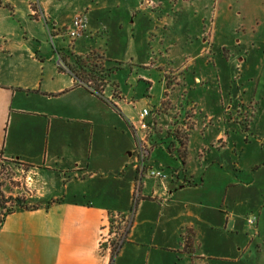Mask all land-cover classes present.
<instances>
[{"label":"crops","instance_id":"crops-1","mask_svg":"<svg viewBox=\"0 0 264 264\" xmlns=\"http://www.w3.org/2000/svg\"><path fill=\"white\" fill-rule=\"evenodd\" d=\"M54 1L0 0V170L24 166L33 187L29 208L0 222V264H264V207L239 210L234 195L252 185L238 181L237 162L264 111L255 98L264 87V0L142 2L145 35L160 44L146 39L143 49L134 33L139 7L70 0L74 15L59 19ZM78 15L86 27L68 43L62 29ZM181 31L186 39L177 42ZM122 46L125 56L114 52ZM167 48L178 59L158 55ZM91 49L105 52V69L117 65L101 94L69 70ZM169 69L182 73L181 88L165 96ZM143 108L159 117L145 168L165 179L140 175L120 118L139 119ZM190 108L180 143L168 122ZM132 209L113 252L103 243Z\"/></svg>","mask_w":264,"mask_h":264},{"label":"rangeland","instance_id":"rangeland-1","mask_svg":"<svg viewBox=\"0 0 264 264\" xmlns=\"http://www.w3.org/2000/svg\"><path fill=\"white\" fill-rule=\"evenodd\" d=\"M85 0H78L79 6L81 5V3H83ZM113 1H120L122 3L121 8L125 9V7L127 6V4H133V7H139L138 11V15L137 18L135 20V27H134V33L136 35V45L138 46V48H142V44L145 42V40L147 39L148 44L151 45L152 48H158L160 47V44L158 43L159 38H155L153 37L151 34L153 33H149L147 34V36L145 35V32L150 29V23L149 20H147L146 17H148V12L144 11L140 5V3H146L147 5L150 4L151 0H111ZM55 7L52 9V13L53 16L56 18H64L65 16L70 17L71 15L73 16L75 13V6L73 4L70 3V0H55ZM75 10V11H74ZM62 34L64 36V40L68 43H71V38L68 35V31H66L65 29H62ZM114 38V37H113ZM176 41L177 42H182L184 41V39H186V35L184 34V32H179L177 33L176 36ZM143 40V42H142ZM115 41V39L113 40ZM145 48V44L143 45ZM149 47V45H148ZM137 49V47H136ZM97 52L98 54H104V60L106 59L107 62V57L105 55V52H101V51H96V50H89L88 52H86L85 54H88L90 52ZM116 54H120L121 56H125L127 51L123 50V46L121 48L120 51L116 50L114 51ZM136 53H139V51L137 50ZM114 54V53H113ZM180 53H175L173 52V54H170L169 49H165V51L158 53V55H160L162 57V55L164 56V58L169 59L171 57V55H173L174 57H179ZM93 60V59H91ZM111 63V62H110ZM117 65H113L114 68H116ZM111 69V68H108ZM113 71H115V69L112 68ZM179 69H169L168 72H166L164 74V80H165V85H166V92H165V96L168 95V92H172L174 89H179L180 90V81H177V77L182 76V73L179 72ZM258 73L256 74L257 77ZM112 76V74L109 76V78ZM251 83L256 84V82L250 81ZM261 82L264 83V68L262 69V75H261ZM263 85V84H262ZM260 85L261 87L258 89V95L256 98V101L260 102L263 101V105H264V87ZM101 94V93H100ZM261 94V95H260ZM263 96V97H262ZM262 97V99H260ZM180 99L181 101L184 103V96L181 94L180 95ZM189 102H185V105H188ZM162 106H167L171 107V102L170 100H165L162 104ZM173 108V107H172ZM194 110V108H190V110L187 112V114L184 116V118L179 114V112L175 113L172 117L171 120L168 122L169 123V127H171V130H168L169 132L172 131L176 126L179 127V129L174 130V132L172 133L177 134V136H180L182 139V142L185 140L187 134L189 133V129L192 125L191 120L193 118L189 117L192 116L190 115L191 112ZM150 111V110H149ZM151 119H152V126L149 132H146V142H147V148L149 150L148 144H149V138L151 136L152 133L155 132L156 130V116L153 111L151 112ZM153 113V114H152ZM163 111H161L159 113L162 114ZM263 116H259L258 119L256 120V122L253 125L252 128V134L248 135V141L246 143H250L248 151L246 153H243L242 155V159L238 160V168H239V172L237 173L238 176V181L239 182H246V181H251L252 185L248 188L239 186L237 189H235L234 192H236L234 195L236 196V200H237V205H238V209H242V207H245L246 205L248 206H252V208L255 207H264V148L260 149L258 147V141L262 140L264 141V111H263ZM130 117H133L132 120H129ZM120 118L122 119L129 137H130V141L133 145V157L137 158L138 160V146H139V140L143 137L142 132L137 131V133L134 132V130L132 129V127L129 124V121L134 123L137 126V116L135 112H131L130 115L125 114L124 116H120ZM159 118V117H158ZM161 118H163L165 120L166 117L161 116ZM246 125V124H245ZM185 127V128H183ZM181 128V129H180ZM247 132H243V134L246 135ZM248 134V133H247ZM239 136H242L241 133L239 132ZM240 142L243 143L244 141H242V139H237V143H238V153H240ZM264 143V142H263ZM260 149V150H259ZM179 157V156H178ZM147 162V159L145 160V163ZM145 163H144V175L147 176V172L151 169V168H145ZM140 165V162H139ZM163 172L165 173V171L163 170ZM167 175V174H166ZM21 178V174L19 171H17V165H11V166H7V167H2L1 172H0V186L2 187L3 184L7 185L8 190H6L5 194L0 192V211L2 212H6L7 210L11 209L12 206V210H14L17 207L13 206V200H19V202H24V204L26 203L25 201V194L22 192L21 189L18 190H14V188L17 186L18 187V182H16L18 179ZM139 182L136 183L135 185V198H134V203L135 200L138 197V191H139ZM233 199V198H232ZM247 202V203H246ZM234 203V201L232 202V204ZM245 203V204H244ZM26 205V204H25ZM27 206V205H26ZM134 207V204H133ZM133 210L131 211V213L129 214L128 217H121L122 219V224L120 225H113L111 227V233L109 234L108 237V246L109 248L115 249L117 247V245L121 242L122 237L126 231V228L128 226V224L131 221V217H132V213ZM113 251V250H112Z\"/></svg>","mask_w":264,"mask_h":264},{"label":"built area","instance_id":"built-area-1","mask_svg":"<svg viewBox=\"0 0 264 264\" xmlns=\"http://www.w3.org/2000/svg\"><path fill=\"white\" fill-rule=\"evenodd\" d=\"M85 27L86 25H85L84 18L80 15L76 16L72 20L70 29L68 30L69 37L71 39L78 38L83 33ZM152 124L153 123H152L151 113L149 109L143 108L139 113L137 127L134 128L135 133H137V131L144 133L143 137L139 140V146H138V162H140V175L144 173V163L148 155L146 132L150 131ZM17 171H19L21 174V178L16 181L18 182V187L25 194L24 196H28V197L31 196L33 194L32 176L28 173V170L22 165L17 166ZM147 175L149 177L156 178V179L167 178V175L163 172V170H160V169H150L147 172ZM4 215H5V212L0 211V222ZM103 244L109 245L108 238L104 241Z\"/></svg>","mask_w":264,"mask_h":264},{"label":"trees","instance_id":"trees-1","mask_svg":"<svg viewBox=\"0 0 264 264\" xmlns=\"http://www.w3.org/2000/svg\"><path fill=\"white\" fill-rule=\"evenodd\" d=\"M93 59V60H91ZM75 61V67H69L70 72L84 85L89 86L93 89L94 92H99V87L104 86L108 83L106 80L114 71L111 69H105L102 66L101 62L106 61L102 54H98L97 52L93 51L83 56H75L73 57ZM116 69V68H113ZM100 93V92H99ZM174 136L178 142L182 143V139L177 134L172 135ZM169 150V149H167ZM191 184V183H189ZM13 206L17 208H29L27 207L24 202H19V200H13ZM12 206L10 210H7L5 214L11 213ZM120 246V243L117 245L115 249H112L113 252H116L117 248Z\"/></svg>","mask_w":264,"mask_h":264}]
</instances>
